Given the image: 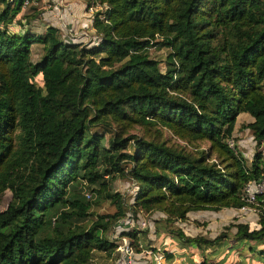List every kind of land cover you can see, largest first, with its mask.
I'll return each instance as SVG.
<instances>
[{
    "label": "trees",
    "instance_id": "obj_1",
    "mask_svg": "<svg viewBox=\"0 0 264 264\" xmlns=\"http://www.w3.org/2000/svg\"><path fill=\"white\" fill-rule=\"evenodd\" d=\"M38 1L0 0V196L10 193L0 264H88L96 252L116 261V240L132 249L145 238L136 226L115 228L132 213L103 175L130 178V209L159 211L158 222L247 205L245 185L264 178V0H84L105 5L86 43L64 41L53 26L30 31L23 3ZM32 44L42 47L36 61ZM150 47L168 49L164 70ZM239 113L251 117L240 127L254 142L249 162L227 144ZM135 125L144 135L123 137ZM95 126L112 133L107 145ZM164 129L184 144H168ZM80 183L97 185L90 191L115 211L86 225L92 203ZM255 200L257 228L225 226L236 243L264 244V196ZM170 231L199 253L226 238Z\"/></svg>",
    "mask_w": 264,
    "mask_h": 264
},
{
    "label": "rangeland",
    "instance_id": "obj_2",
    "mask_svg": "<svg viewBox=\"0 0 264 264\" xmlns=\"http://www.w3.org/2000/svg\"><path fill=\"white\" fill-rule=\"evenodd\" d=\"M54 3L51 0H39L38 2L27 3L23 7L24 14L29 20V29L34 33H40L44 31V28L36 23L45 22L46 12L54 7ZM57 8L58 14L55 16L56 20L63 24L67 29L66 37L71 38H82L84 42H88L91 37V33L87 29L78 27L74 30L71 27V22L73 15L70 12V7H65V4L60 2ZM65 9V10H64ZM44 13V14H43ZM48 14V13H47ZM29 16V17H28ZM46 16V18H44ZM32 20V18H34ZM32 20V21H31ZM50 22L51 19H50ZM81 33V34H78ZM61 34V33H60ZM76 43V42H74ZM150 57L158 61V66L160 70H164V62L168 49L162 47L156 49L150 47L148 49ZM42 53V47L39 44H32L30 47V58L32 61H36ZM35 82L39 84L40 77H35ZM99 130L100 134L103 135L102 143L107 145L108 139L111 137L112 133H103L102 129L98 126L91 128V131ZM129 134H135L138 136H143L144 132L139 126H131L123 134V137ZM163 138L168 140V144L178 143L184 144L182 141L176 139L167 130H163ZM237 137L233 138V144L236 143ZM198 147H206L205 142L197 143ZM188 147V146H186ZM244 147V146H243ZM253 154L255 153L254 144L252 145ZM133 150V148L128 146L126 151ZM261 150V148L259 149ZM249 151V150H248ZM262 152V150H261ZM252 154V156H253ZM252 158V157H251ZM264 163V153L261 157ZM246 160V159H245ZM111 177L110 175H103L104 180H107V190L110 192H118L121 194L124 204L125 211H130L133 214L134 226L141 230V233L145 235L142 239L135 241L132 246L133 255L130 259V264H199L202 258H205L208 263L211 264H264V244L255 242H243L236 243L233 240V229L232 227L225 228L230 223L243 222L247 223L249 228H257V207L256 203L251 204L247 210L232 209V208H222L217 211L214 210H197L190 211L186 213L183 220H173L170 218L167 222H158L165 217L159 211L149 210H136L133 212L130 209L129 204L132 202L131 198L135 194V185L126 175H119L114 173ZM90 188H97V185L87 186L84 183H80L77 190L84 194V197L88 199L92 204L88 209V214L85 218L84 223L89 225L92 220L95 219L96 215L111 214L115 211V206L107 199H101L91 192ZM85 194L90 196L86 197ZM10 199V193L5 190L0 196V211L3 210ZM130 214V213H129ZM131 214V215H132ZM144 222V227H139V223ZM119 227H123L120 224ZM171 232L170 229L175 230L179 228L185 235L195 236L197 234L203 235L205 237L213 238L217 236L220 232H225L226 238L222 239L221 242L213 247L206 248L202 253H199L196 249L182 248L173 240V235L166 233ZM114 233V229H111L109 235ZM157 233V234H156ZM115 234V233H114ZM135 246L139 249V252L135 251ZM154 252H153V251ZM162 251H169L172 254V260L164 261V257L161 254ZM112 258H106L103 253L96 252L91 258L88 264H116L117 261L111 260ZM119 259V258H118Z\"/></svg>",
    "mask_w": 264,
    "mask_h": 264
},
{
    "label": "crops",
    "instance_id": "obj_3",
    "mask_svg": "<svg viewBox=\"0 0 264 264\" xmlns=\"http://www.w3.org/2000/svg\"><path fill=\"white\" fill-rule=\"evenodd\" d=\"M54 3V7L51 8V10H49L48 12H46V16L48 18H46V16L44 18L48 19L45 22H40L36 20V23L41 27H43L44 29L47 26H53L55 28H57L59 30V32L61 33V37L64 41L66 42H84V40H82V38H68L66 37V31L67 29H64L65 27L63 26V24L60 22H58L56 20V15L58 14V10L57 8L59 7L58 5H60V2L65 4V7H70V12L73 15L72 21L71 22V27H74V30H77L78 27H82L84 29H87L89 31V33H91V37L88 41L92 40L95 41V36H94V32L93 29L91 27V22L92 20L89 17V14L86 12V4L84 0H51ZM65 10V9H64ZM48 13V14H47ZM44 14V13H43ZM50 19L52 22H50ZM81 34V33H78ZM251 121V117L247 114V113H239L236 118H235V122H234V127H233V137H237L236 140V147L239 150V152L242 154V156L249 162L251 160L252 154H253V147L252 145L254 144L250 131L246 128H240L242 124H246L248 122ZM244 146V147H243ZM261 148L260 152H261V156L264 153V140L261 143L259 149ZM249 150V151H248ZM118 263L116 264H122V260L121 259H117L116 260Z\"/></svg>",
    "mask_w": 264,
    "mask_h": 264
},
{
    "label": "built area",
    "instance_id": "obj_4",
    "mask_svg": "<svg viewBox=\"0 0 264 264\" xmlns=\"http://www.w3.org/2000/svg\"><path fill=\"white\" fill-rule=\"evenodd\" d=\"M27 4V2L23 3L24 5ZM105 8L104 4L99 3H93L89 6H86V12L89 14L90 19L92 20L93 14L103 11ZM227 144L230 148L233 147V141L231 139L227 140ZM262 194L264 196V178L258 180V181H252L248 182L244 187V200L247 203V205L239 208L240 210H247L250 205L248 204H254L256 195ZM86 197L89 195L86 194ZM120 224H123L124 227L129 228L130 226H134L133 219L131 215H128L125 219L118 221L115 228H117ZM139 227H144V222L139 223ZM114 228V230H115ZM112 239H116L115 234L111 235ZM116 252L118 254V258L122 260V264H130V259L133 255L132 249L129 245V242L126 238H119L116 240Z\"/></svg>",
    "mask_w": 264,
    "mask_h": 264
}]
</instances>
